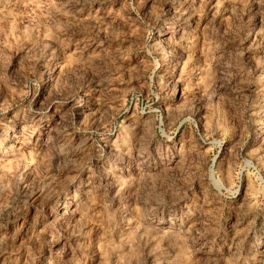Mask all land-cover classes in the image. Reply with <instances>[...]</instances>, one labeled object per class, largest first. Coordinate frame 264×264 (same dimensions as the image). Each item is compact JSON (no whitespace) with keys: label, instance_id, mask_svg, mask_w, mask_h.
Returning <instances> with one entry per match:
<instances>
[{"label":"rangeland","instance_id":"obj_1","mask_svg":"<svg viewBox=\"0 0 264 264\" xmlns=\"http://www.w3.org/2000/svg\"><path fill=\"white\" fill-rule=\"evenodd\" d=\"M0 264H264V0H0Z\"/></svg>","mask_w":264,"mask_h":264}]
</instances>
